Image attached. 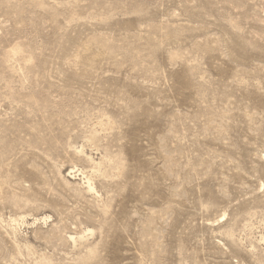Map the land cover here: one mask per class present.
<instances>
[{"label":"rangeland","instance_id":"obj_1","mask_svg":"<svg viewBox=\"0 0 264 264\" xmlns=\"http://www.w3.org/2000/svg\"><path fill=\"white\" fill-rule=\"evenodd\" d=\"M0 264H264V0H0Z\"/></svg>","mask_w":264,"mask_h":264},{"label":"bare ground","instance_id":"obj_2","mask_svg":"<svg viewBox=\"0 0 264 264\" xmlns=\"http://www.w3.org/2000/svg\"><path fill=\"white\" fill-rule=\"evenodd\" d=\"M88 189L91 190L90 186L88 185Z\"/></svg>","mask_w":264,"mask_h":264}]
</instances>
